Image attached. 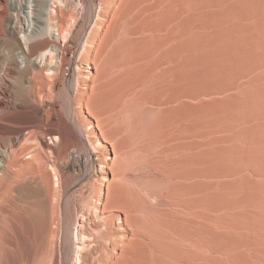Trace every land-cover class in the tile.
<instances>
[{
	"label": "rangeland",
	"instance_id": "obj_1",
	"mask_svg": "<svg viewBox=\"0 0 264 264\" xmlns=\"http://www.w3.org/2000/svg\"><path fill=\"white\" fill-rule=\"evenodd\" d=\"M211 1L215 5L216 51L211 56L181 58L187 67L184 91L196 94L236 84L238 89L230 92L232 99L223 103L264 116V0ZM7 2L11 18L17 7L15 0ZM186 3L47 0L46 9L56 13L50 12L48 18L39 15L44 19L37 24L43 33L40 37L59 43L67 36L62 59L47 55L43 82L34 90L37 111L24 105L29 94L14 79L9 85L11 98L0 107V149L10 148L18 160L12 165L8 159L0 172V264H26L28 249L34 252L32 264H104V258L119 255L124 238L131 234L120 229L114 236L116 244L104 242L97 237L94 221L107 229L117 227V220L126 215L142 224L162 213L176 216L184 212L174 194L175 172L170 165L179 153V144L192 152L211 150L223 144L228 124L214 118L215 111L208 107L177 121L159 117L151 113L149 105L131 98L102 103L99 92L104 88V94L111 95L118 81H127L132 63L140 77L145 75L156 56L149 37L160 35L156 27L181 13ZM22 11L25 16L26 9ZM11 26L5 24L2 34L20 37ZM26 27L27 22L23 32ZM170 69L174 70L173 64ZM186 102L195 108L199 105L194 100ZM31 118L43 129L27 131L25 125ZM50 128L61 131L60 141L46 136ZM42 137L50 149L44 147ZM233 170L232 163L221 166L219 183L236 182ZM101 192L113 203L112 208L102 211ZM218 193L222 198L216 205L217 230L226 237L247 235L249 239L238 251L246 260H255L252 257L264 252V240L256 232L245 234L244 222L233 217L242 211L258 214L262 207L237 202L233 192L223 186ZM41 201L49 204L44 210L38 208ZM12 203L23 204V208L9 217ZM39 218L47 223L42 234ZM250 224L262 227L264 218L251 219ZM79 225L86 232L77 238ZM217 244L221 264H228L226 257L232 249L222 240ZM77 251H82L79 261Z\"/></svg>",
	"mask_w": 264,
	"mask_h": 264
},
{
	"label": "bare ground",
	"instance_id": "obj_2",
	"mask_svg": "<svg viewBox=\"0 0 264 264\" xmlns=\"http://www.w3.org/2000/svg\"><path fill=\"white\" fill-rule=\"evenodd\" d=\"M14 3L17 11L9 18V4L7 0H0V107L8 104L7 100L11 98L9 85L14 79L20 83L21 90L29 94L27 100L24 99V105L36 109L34 90L36 84L43 82L42 76L46 72L43 67L49 59L47 55L57 56L60 61L67 36L59 43L52 41L51 38L40 37L43 33L37 24L44 23V19L39 15L43 17L48 15V18L50 12L56 13L54 9H46L47 0H15ZM23 9L27 11L25 16ZM214 18L215 5L211 0H187L181 13L171 16L156 27L155 30L160 32V35L148 36L153 44V54L156 53V56L145 75L140 77L137 66L132 63L127 81H118L111 95H105L104 88L100 89L99 98L102 103L115 98L122 100L131 98L133 101L149 105L151 113L177 121L184 120L188 114L194 115L198 108L208 107L215 111L214 118L228 124V130L225 129L228 135L223 140V144L211 150L192 152L183 143L179 144V153L170 165L175 172L172 176L174 194L183 213L176 216L162 213L158 218L142 224H136L126 215L123 219L117 220V227L112 225L107 229L100 222H93L94 227L99 230L97 237L100 236L104 242L116 244L114 236L120 229L127 230L131 234L130 238H124L119 255L115 258H104V264H221L217 244L219 240L224 241L228 244L227 247L232 249L226 257L228 264H264V252L252 257L256 258L255 260H250L251 258L246 260L244 254L238 250L247 242L248 236L241 235L235 238L220 234L215 215L217 202L222 198L218 195V188L223 186L224 189L233 192L237 202H250L262 207L258 214L243 211L237 213L233 220L244 222L245 234L256 232L258 237L264 240V233L258 231L262 229L264 232V226L254 228L250 224L251 219L264 218V116L247 112L245 110L247 108L241 105L223 103L232 99L230 92L238 89L236 84L224 85L219 89L196 94L186 93L183 87L187 67L181 58L206 57L216 51ZM26 22L27 27L23 32ZM5 24L12 25L13 32H17L20 37L9 38L2 34V27ZM172 64L174 70L170 69ZM32 67L38 69L31 71ZM172 75L173 77H170ZM143 86H146V89L140 91ZM172 90L175 93L171 94ZM190 100L197 101L198 107L189 106L186 101ZM85 105L88 107L86 103ZM33 111L31 110V113ZM35 125L34 119L31 118L26 123L25 129L27 131L43 129ZM60 132L58 129L50 128L46 131V136L60 141ZM41 140L44 147L50 149L46 144L47 140L43 137ZM32 152L27 154L33 156ZM8 159L12 165L18 163L16 152L10 148L0 149V160H3L0 163V172ZM227 163L234 165L233 173L238 176L233 184H221L218 181L221 175L217 170ZM244 171L250 174L246 175ZM103 197L102 211L112 208L113 203L107 197L105 199V194L101 192L100 198ZM222 200L228 202L225 198ZM47 204L46 201H41L38 208L44 210ZM17 208L22 209L23 204L12 203L8 216L15 214ZM203 211H206V214ZM111 219L113 220L114 217ZM205 221L210 224H206ZM37 226L40 230L39 234L46 232L47 223L44 219L39 218ZM79 226L75 235L77 238L86 232L83 225ZM66 251L67 248L64 249V260L68 257ZM81 252L77 251L78 261ZM33 254V251L27 250L26 264H32Z\"/></svg>",
	"mask_w": 264,
	"mask_h": 264
}]
</instances>
